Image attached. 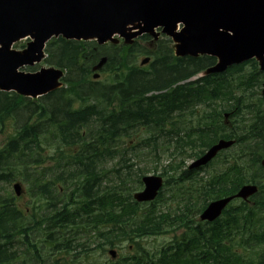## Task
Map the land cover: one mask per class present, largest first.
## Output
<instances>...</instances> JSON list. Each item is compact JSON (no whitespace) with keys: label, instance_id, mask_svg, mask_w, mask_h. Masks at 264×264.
<instances>
[{"label":"trees","instance_id":"1","mask_svg":"<svg viewBox=\"0 0 264 264\" xmlns=\"http://www.w3.org/2000/svg\"><path fill=\"white\" fill-rule=\"evenodd\" d=\"M150 44V38L143 36L132 46H111L104 52L93 42L52 40L44 62L65 70L66 88L35 102L0 93V126L13 115L21 117L14 135L0 148V183L25 179L44 204L42 215H25L10 193L0 195V264H48L47 258H59L61 253L63 258L51 264H79L75 257L92 251L80 245L78 230L98 233L101 251L125 242L134 244L138 254L131 264L264 263V183L252 200L255 206L230 207L205 227L194 221L208 202L234 194L245 182L264 180L260 167L264 97L257 93L261 74L256 62L178 85L212 66L215 59L175 58L165 39L152 48ZM102 56L107 57L104 71L110 76L109 83L100 87L91 80L90 68ZM144 57L153 60L149 71L135 65ZM149 93L159 94L147 97ZM204 104L215 106L197 118L205 128L215 130L190 132L200 125H194L189 116ZM225 111H233V121L242 123L230 135L220 123ZM178 128L185 130V137L175 138V145L181 146L170 150L173 135L180 134ZM140 134L147 137L129 146ZM231 135L242 150L226 172L204 180L197 179L195 171L183 169L186 159L199 157L217 139ZM129 147L134 152L151 147L155 154L160 151L170 159L166 171L171 176L162 172L167 177L164 188L187 183L185 204L178 213L160 207L164 188L146 207L132 201L146 169L134 168L126 157ZM114 159L118 166L111 173L116 185L105 188V175L110 172L105 173L103 161ZM180 228L184 232L156 252L137 243L175 234ZM72 243L78 244L71 247ZM79 246L81 252L73 250ZM70 250L74 256L68 260Z\"/></svg>","mask_w":264,"mask_h":264},{"label":"water","instance_id":"2","mask_svg":"<svg viewBox=\"0 0 264 264\" xmlns=\"http://www.w3.org/2000/svg\"><path fill=\"white\" fill-rule=\"evenodd\" d=\"M179 25L183 28L177 32ZM158 28L175 43L176 56L218 58L219 64L210 73L251 59L264 69V0H0V91L34 99L58 88L61 73L57 70L19 72L21 67L41 61L44 45L51 38L95 40L102 45L116 42L113 37L119 36L131 44L143 34L156 38ZM23 39L32 40L25 51L11 50ZM105 63L102 58L93 70ZM232 144L218 142L190 169L207 164ZM142 182L144 189L133 198L137 202L154 200L162 179L148 176ZM14 190L19 196L18 185ZM255 192L254 186H244L235 197L247 199ZM231 200L209 204L200 220L214 221Z\"/></svg>","mask_w":264,"mask_h":264},{"label":"rangeland","instance_id":"3","mask_svg":"<svg viewBox=\"0 0 264 264\" xmlns=\"http://www.w3.org/2000/svg\"><path fill=\"white\" fill-rule=\"evenodd\" d=\"M28 41H20L17 42L16 44L13 45L12 49L15 51H21L23 49H25L26 45H27ZM110 48L109 45H106L103 49V51L105 52L106 50H108ZM139 62V61H138ZM47 66L44 65L43 63H40L38 65H35L33 68H25L22 69V71L25 72H34L39 70L40 68H46ZM147 68V67H146ZM147 70V69H146ZM247 70V68H246ZM148 71V70H147ZM201 75H198L197 77L193 78V80L199 78ZM109 76L110 74L105 73V71H102L100 73V77L98 80H96L97 84H100L99 86L101 87V83L102 84H108L109 83ZM91 80H93L91 78ZM94 81V80H93ZM264 83V79L261 82L258 91H261L262 89V85ZM105 86V85H104ZM260 93V92H259ZM229 104H232L229 103ZM20 115H13L10 119H8L7 121H5L4 125L0 126V146L6 141V139L10 136H12L15 132V129H17L21 123H19V119H20ZM234 126L235 129H240L242 128V123L240 122V119H238L236 122H234ZM230 133V131L228 132ZM147 136L142 134L141 137L139 139H136V141H139L143 138H146ZM129 140H126V142ZM129 146H132L129 144ZM240 150H242L241 146L240 148L237 146L236 148H234L232 151H227L222 153L219 158L217 160H215L208 168H206L205 170L202 171V173L198 176V177H203V178H207L209 175H215L214 171H216L217 169L220 168V165L226 160L227 161V167H228V163L232 164V158L236 156V158H238L240 156ZM50 151V149H49ZM137 158L136 161L135 159H132L131 162L135 164L134 168H140V169H146L144 171V174H157V175H161L162 172L166 171V166H168L169 164V158H166L165 156H163L162 154H159L157 156H155V154L150 153L149 155L147 154H142V155H136ZM186 164L184 163L185 166H188L191 163V160H186L185 161ZM117 160H107V161H103V168L106 171H109L110 173L105 175L106 181L104 182L103 186L105 188H114V186L116 185V180L113 176V173H111L113 171L114 168H117ZM101 168V165H100ZM248 174L250 172H247ZM246 174V173H245ZM166 175L167 177H170L171 174L168 173L166 171ZM166 177V178H167ZM20 178V177H19ZM17 178V179H19ZM20 182H23L25 185L26 183L24 182V179H21ZM9 184H5L4 187L6 188ZM12 187V186H11ZM10 187V188H11ZM139 189V188H138ZM185 196H184V191H177L175 185L171 184L169 187L165 188L164 192H163V202L160 205V207L164 210V211H169L171 213H178V209L179 208H183L185 202ZM23 202H26V200L24 199ZM238 202H234L232 204V206H237ZM195 222L198 221L197 218H194ZM182 232V228L178 229L175 233V235H179ZM174 234H165L159 237H152V238H144L142 241H140V243L144 244L145 248L149 251H155V250H159L162 247L167 246L172 240H173ZM93 244L95 243V240L92 241ZM127 246H132V243L127 244L126 246H123L121 253L125 256L128 254L129 250L127 249ZM94 247V245H93ZM93 257L88 258L87 260L84 261V263L81 264H99L101 262H103V260H101L99 258V256H101V253L98 251H95L93 254ZM107 256V255H106ZM103 257L102 259L106 258Z\"/></svg>","mask_w":264,"mask_h":264},{"label":"bare ground","instance_id":"4","mask_svg":"<svg viewBox=\"0 0 264 264\" xmlns=\"http://www.w3.org/2000/svg\"><path fill=\"white\" fill-rule=\"evenodd\" d=\"M121 178V177H120ZM120 187V186H119ZM260 194V193H259ZM51 197V196H50ZM50 203V202H49ZM52 203V202H51ZM209 224H212V223H209ZM203 256V255H202Z\"/></svg>","mask_w":264,"mask_h":264},{"label":"flooded vegetation","instance_id":"5","mask_svg":"<svg viewBox=\"0 0 264 264\" xmlns=\"http://www.w3.org/2000/svg\"><path fill=\"white\" fill-rule=\"evenodd\" d=\"M25 193H26V191H24V195H25ZM24 195H23V196H24ZM21 197H22V196H21ZM263 264H264V263H263Z\"/></svg>","mask_w":264,"mask_h":264}]
</instances>
